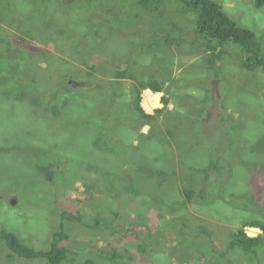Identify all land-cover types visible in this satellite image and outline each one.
<instances>
[{"label": "rangeland", "instance_id": "374dc122", "mask_svg": "<svg viewBox=\"0 0 264 264\" xmlns=\"http://www.w3.org/2000/svg\"><path fill=\"white\" fill-rule=\"evenodd\" d=\"M33 1L38 7L40 0ZM213 1L238 26L255 33L260 57H264V7L256 9L254 0ZM137 2L60 0L59 4L48 0V13L40 17L29 12L30 0H0V39L23 51L29 79L38 80L37 84L26 82L28 78L15 82L22 75L5 70L11 78L5 87L12 93L7 98L0 91V232L13 233L24 245L46 251L52 232L58 229L60 213L79 212L87 225L96 217L104 222L98 228L66 224L69 252L61 264H110L103 255L113 248L125 264H264V242L258 248L260 263L225 249L230 234L245 221L264 223V153L254 154L251 149L264 140V69L247 71L241 65L246 52L226 45V55L218 63L220 76L212 78L205 69L207 56L190 42L168 47L151 36L190 35L194 13L185 12L175 1L161 5L157 13L142 10ZM16 5L17 11H7ZM39 7L41 12L43 7ZM30 14L36 16L33 21L41 28L32 34L16 23L21 17L15 18ZM10 15L12 18H7ZM42 23L54 25L45 29ZM29 55L33 56L30 60ZM129 57L140 65L135 70L139 79L144 81L153 73L166 83L169 106L157 116L153 129L140 128L131 115L134 83L111 78V69L126 68ZM93 65L97 70L89 77L86 66ZM69 79L87 81L91 87L70 89L76 92L69 95L74 99L60 108L61 97L51 102V90H42L48 88V80L69 88ZM113 83H118L117 88ZM25 90L32 92L19 101L17 97ZM113 90H121L123 95L113 99ZM36 95L46 97L40 107L31 103ZM162 95L142 91L141 107L154 114L162 108ZM146 99L152 108L145 106ZM49 105L59 108L60 115L54 117L46 111ZM193 110H200L197 114L203 111L212 131L208 132L210 144L199 146L200 156L191 159L183 155L192 153L194 138L180 150H176L175 141L170 140L167 147L157 138L168 140L165 129L180 140L184 135L191 137L197 117L191 115ZM178 119H186L182 123L192 126H182ZM230 126L238 128L237 136L236 131L232 136ZM141 134L153 136L146 150L141 148ZM225 138H231L232 144ZM216 140L225 161L218 176L210 172V180L214 175L215 179L207 188L208 201L184 204L181 191L197 187L194 181L199 175L194 168L208 167L211 154L205 151L216 149ZM262 148L264 144H259L258 149L264 152ZM166 153L174 155L169 158ZM43 162L52 166L53 183L45 182L37 169ZM140 163L143 175L142 169L147 173L152 170L153 178L146 182L148 191L137 194L145 182L135 181L132 171ZM167 171L171 175L163 182L158 174ZM157 180H161L158 186L163 182L164 187L154 194L150 188ZM236 193L242 197L236 199ZM252 198L256 204L250 205L247 201ZM195 219L202 224H195ZM202 230L210 236L200 234ZM244 231L249 237H264L255 228ZM141 244H146L145 254L139 251ZM0 264L49 263L41 258H19L0 240Z\"/></svg>", "mask_w": 264, "mask_h": 264}, {"label": "trees", "instance_id": "16d2710c", "mask_svg": "<svg viewBox=\"0 0 264 264\" xmlns=\"http://www.w3.org/2000/svg\"><path fill=\"white\" fill-rule=\"evenodd\" d=\"M32 1V7L31 10L29 11L30 13L35 15H39L40 17L44 16V13L47 14V9L48 5L47 4L48 0H40L39 5L43 7V10L40 12L38 9L40 8L39 5L38 7H35V3L33 0ZM60 4V0H55ZM175 1L176 3L180 4L182 6V9L185 12H191L194 13L195 18H194V24H193V32L190 35H186L182 32L175 33L173 35L171 34H166V35H159L157 34L151 35L156 38L159 41L164 42V44L168 47H178L186 42H190L193 46H195L197 49L200 50L202 54H205L206 59L204 60L206 62V73L209 71L208 75H210L212 78L217 79L220 76V70L218 63L221 61L222 56L226 55L225 50L223 47L226 45H232L234 47H239L243 52H246L245 58L242 57L241 59V65L243 66L244 69L247 71H254L255 69L261 68L264 69V57H260V46L257 41L256 35L253 31L243 28L238 26L236 22H234L229 15L224 11L223 7L217 3L214 2L213 0H138L137 5L144 11L146 12H151V13H157L161 7L166 2H171ZM254 6L256 9H261L264 7V0H254ZM7 11L13 12L17 11V5L15 7H10ZM7 13V12H6ZM32 14L29 16H22V15H16L15 18L21 17V19H18L16 23H20V26L22 25L23 27L27 28L26 32L32 34V32H36L35 30L41 29L40 24L36 25L33 21V19L36 17L35 15L30 17ZM46 17V16H45ZM7 18H12V15H10ZM46 20V19H45ZM26 22V23H25ZM51 24L54 25L53 23L45 24L42 23L41 27L45 29H49L51 27ZM195 36V37H194ZM161 44V42H160ZM155 46L154 44H150L149 47ZM160 45L158 46V48ZM221 49V50H220ZM32 57V55H29L27 58ZM23 51L19 48H11V46L5 42L4 40L0 39V91L2 95L4 94L5 97L9 98L11 93L6 87L5 84L10 81V77L8 73H6V69L10 70L12 72H15L17 74L20 73L22 75V78H17L15 79V82H20L21 79L23 78H28L26 82H31V84H37L38 80L35 79V77L31 76V80L29 79V65L25 64V59ZM12 60H17L16 64H11ZM30 60V58H29ZM11 64V65H10ZM111 64V63H110ZM126 68H121V69H111L112 74L111 78L113 80H131L134 85L132 86V92L130 93L131 95V107H132V117L137 119V124L141 127L148 126L150 129L154 127V122L157 119V116L162 114L166 109H168L169 102L167 97L165 96V85L166 83L158 80L153 73H149L147 75L146 80H141L139 79L136 74V66L140 68L139 64H136V61L134 58H130L126 61ZM88 69V76L92 77L95 71L97 70V66H86ZM28 73V74H27ZM70 80V79H69ZM69 80L66 81L67 85H69V88L59 86V83H54L52 80L45 81L46 85L48 88H45V90H51L50 94V100L55 99L54 101L61 100V105L60 108H66L67 106L70 105V102L72 101L73 96L69 98V95L72 94L74 95L76 92L71 91L75 90L80 91L83 90L85 91L84 87L82 88H74L73 84H69ZM86 84H88L87 81H85ZM118 83H113V88H117ZM91 90H97V89H91ZM101 90V89H100ZM149 90L152 93H161L163 94L161 99H160V104L162 105V108H157L154 110V114H148L145 112V110L141 107V92ZM89 91V90H87ZM28 92H32L30 90H25V92H22L21 95L17 97L19 101H22L25 96H29ZM111 97L113 99L118 98L119 96H122L121 90L117 93L116 90H113L111 92ZM21 96V97H20ZM44 96V95H42ZM40 95H36L31 99V103L35 107H40L42 105L41 100H45L46 97H42ZM50 102V101H49ZM51 102H53L51 100ZM208 102V101H205ZM201 106L204 105V101H201ZM47 104V101L45 102ZM51 108H46V111H51L52 115L54 117H57L60 115V110L59 108L55 106L49 105ZM203 109V107H201ZM200 109V110H201ZM197 110V109H196ZM193 110L192 111V116L196 113V121L194 120V125L191 128L192 135L191 137H188L184 134V137H182V140L177 138V134L174 132L165 129V136L168 138L169 142L165 138H157L159 144H163L164 146L169 147L170 140L175 141L176 144V150L182 149L183 146L189 144L191 139L194 138V141L196 146L192 150V153L185 152L183 155V158H194L195 155L200 156L197 152L199 146L210 144L207 142L208 139V132H211L212 129L208 127L207 125V120L205 115L202 114H197L198 111ZM188 114V113H186ZM190 115V114H188ZM191 115L189 117H191ZM199 115V116H198ZM188 117V118H189ZM192 118V117H191ZM179 120V119H178ZM182 120L186 119H181L182 126L185 127H191L192 124L189 123V125H186L182 123ZM193 120V119H191ZM186 122V121H185ZM188 122V121H187ZM225 123V122H224ZM220 125V124H219ZM236 125V124H235ZM234 125V126H235ZM225 126V125H224ZM234 126H230L228 130L234 136L235 131H236V136L239 133L238 128H235ZM216 128V126H215ZM153 129V128H152ZM197 132H200L199 134ZM206 132V134H205ZM153 136H147L146 134H141V140H143L144 146L141 148L146 150V146L148 145V141H151ZM225 141H228L229 144H232V139L225 138ZM212 143V142H211ZM259 144H264L263 141H258L255 143L251 149L255 152L254 154L260 152V154H263V151H260L258 149ZM216 149L214 150H207L206 152H210L211 155H209V165L208 167L205 168H198L195 169L194 171L199 175L196 180L194 181L197 185V187H190V188H183L181 191V194L184 197V204L187 203H192V202H198V203H206L208 201V192L207 188L211 187V182L213 183V180L215 179V175L218 176V173L220 171L221 166L223 165L222 162H224V154L222 155V148L220 144L218 145V141L216 140ZM155 152L157 151L158 146H154ZM151 149V147H150ZM207 149V146H206ZM264 149V148H262ZM150 151V150H149ZM107 152L109 150L107 149ZM174 154L171 153H166L164 156L171 158ZM263 156V155H262ZM236 157H239L238 153H236ZM264 157V156H263ZM148 158V155H144V163L145 159ZM140 165L135 168L132 172L134 173L135 181H144L145 184H142V189H138L139 192H146L148 191L146 185V182H149L150 179L153 178L152 170H148V173L145 172L143 169L142 171L146 173V175H143L141 170H139L141 167ZM147 165V164H143ZM144 167V166H143ZM39 173L42 175V178L45 180L47 183H53L54 182V173L52 171V166L50 163L43 162L38 168ZM210 172H214V178L213 180L211 179ZM171 174L167 172H160L158 174V178L161 180L166 181V179L170 176ZM161 180H157L156 186L154 188H150L152 193H156V191H161V187H164L161 182V184L158 186V183ZM202 180V182H201ZM154 189V190H152ZM235 196V195H234ZM242 196H239L236 193V199L240 198ZM246 200H244L245 202ZM252 202L256 204V201L254 198H252L250 201H247L250 205H252ZM245 206V205H244ZM118 217V216H116ZM83 216L79 212H69V211H62L59 216V224H58V229L52 232V243L50 245V248L46 251H39L35 250L34 248L28 247L24 245L19 238L10 232H0V240H2L7 249L14 255H16L19 258L26 259V260H31V259H45L49 264H61L63 261L67 259L68 255V248L65 246V243L70 239L69 234L66 231V224H79L82 226H89L90 228H98L102 226L104 222V218L102 217H96L95 219L92 220L91 225H87L83 221ZM195 224L201 225L202 221L195 219ZM105 227H108V224L104 225ZM183 228L186 227V225H182ZM255 228L260 230L264 234V223L258 221V220H252V221H245L241 228L230 234L228 242L226 244V252H231V251H236V253L245 256V257H251L255 261L259 262V252L258 248L261 243L264 242V237L263 236H256V237H249L245 231L244 228ZM200 234L205 235V236H210L206 231L202 230ZM145 245L141 244L139 245V251L142 254L146 253ZM104 257H107L109 259L110 264H125L122 261V256L120 253H118L114 248L111 249L110 254H107L106 256L103 255Z\"/></svg>", "mask_w": 264, "mask_h": 264}, {"label": "water", "instance_id": "95a60500", "mask_svg": "<svg viewBox=\"0 0 264 264\" xmlns=\"http://www.w3.org/2000/svg\"><path fill=\"white\" fill-rule=\"evenodd\" d=\"M84 82V83H83ZM69 84H73V87L74 88H82V87H85V81L81 80V81H73V80H69ZM11 204H15L14 200H11Z\"/></svg>", "mask_w": 264, "mask_h": 264}, {"label": "bare ground", "instance_id": "6f19581e", "mask_svg": "<svg viewBox=\"0 0 264 264\" xmlns=\"http://www.w3.org/2000/svg\"><path fill=\"white\" fill-rule=\"evenodd\" d=\"M147 102H145V106L147 108H152L153 105L150 104V99H146Z\"/></svg>", "mask_w": 264, "mask_h": 264}, {"label": "crops", "instance_id": "0c3cea01", "mask_svg": "<svg viewBox=\"0 0 264 264\" xmlns=\"http://www.w3.org/2000/svg\"><path fill=\"white\" fill-rule=\"evenodd\" d=\"M146 92L148 91V92H150L151 93V91H149V90H145ZM154 95H162L161 93H154Z\"/></svg>", "mask_w": 264, "mask_h": 264}, {"label": "flooded vegetation", "instance_id": "af4514ba", "mask_svg": "<svg viewBox=\"0 0 264 264\" xmlns=\"http://www.w3.org/2000/svg\"><path fill=\"white\" fill-rule=\"evenodd\" d=\"M84 83V82H83ZM86 83V82H85ZM87 87H91V84H87L84 88H87ZM94 88V87H93ZM131 92H132V89H131Z\"/></svg>", "mask_w": 264, "mask_h": 264}, {"label": "built area", "instance_id": "2783aa9c", "mask_svg": "<svg viewBox=\"0 0 264 264\" xmlns=\"http://www.w3.org/2000/svg\"><path fill=\"white\" fill-rule=\"evenodd\" d=\"M246 233V232H245ZM248 236H250L248 233H247Z\"/></svg>", "mask_w": 264, "mask_h": 264}]
</instances>
